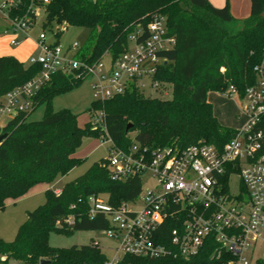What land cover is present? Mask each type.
I'll use <instances>...</instances> for the list:
<instances>
[{
    "label": "trees",
    "instance_id": "1",
    "mask_svg": "<svg viewBox=\"0 0 264 264\" xmlns=\"http://www.w3.org/2000/svg\"><path fill=\"white\" fill-rule=\"evenodd\" d=\"M250 1V16L240 21L242 29L233 33L227 27L235 22L229 3L217 8L209 0H49L44 5V28L66 25L88 30L77 57L89 65L105 55L115 60L128 49L132 35L139 32V40L147 37L154 16L165 17L168 35L176 39V45L161 54L166 62L154 80L159 84L157 90L169 86L172 98L146 97L130 88L105 102H93L90 111L105 114V134L90 121L81 128L78 115L51 107L55 96L79 86L87 77L53 76L34 97L32 111L46 104L43 118L29 121L30 113H21L0 129V136L4 135L0 141V210L8 200L23 197L37 184L53 183L80 165L82 160L75 153L87 137L108 138L123 150L134 144L185 149L203 142L222 149L236 130L222 126L214 117L208 94L224 93L233 86L242 98L255 82L254 68L264 54V0ZM39 72V66L25 65L12 56L0 57V97ZM141 191L140 177L115 181L107 159L94 163L59 194L47 190L45 204L27 213L13 242L0 239V264H39L44 260L48 264H106L108 259L95 242L58 249L50 246L49 236L53 231L102 232L108 229V222L102 215L88 217L89 197L103 196L110 205L118 206L134 201ZM174 227L166 221L161 227L163 238H168ZM216 249L218 244L211 239L196 257L125 255L119 264H225L235 259L226 251L219 258L213 256Z\"/></svg>",
    "mask_w": 264,
    "mask_h": 264
},
{
    "label": "built area",
    "instance_id": "2",
    "mask_svg": "<svg viewBox=\"0 0 264 264\" xmlns=\"http://www.w3.org/2000/svg\"><path fill=\"white\" fill-rule=\"evenodd\" d=\"M48 3L3 0L0 38L7 37L11 47L29 40ZM25 6L26 11L21 12ZM147 33L141 40L139 32L132 35L128 49L115 60L105 55L93 65L78 59L77 43L63 49L56 42L48 44L46 35L40 33L35 42L37 55L28 57V65L39 66L40 72L0 97V117L10 120L31 113L34 97L58 74L75 79L94 76L93 88L100 102L130 88L157 90L154 75L166 62L161 54L172 50L176 39L168 35L167 20L160 15L152 18ZM254 72L255 82L245 89L242 98L233 86L228 88L230 96L244 102V123L222 149L203 142L185 149H151L134 144L123 150L107 138L111 143L107 168L113 180L126 182L140 177L143 185L147 176L155 184L142 198L141 191L134 201L118 206L110 205L103 196L89 197L88 217L106 218L108 229L102 232L122 254L106 264H119L125 255L192 258L211 239L218 244L213 256L219 258L226 251L235 257L225 264H249L253 259L264 262V54ZM90 122L106 134L103 111L92 110ZM233 183L237 185L235 192ZM166 221L175 227L165 239L161 227Z\"/></svg>",
    "mask_w": 264,
    "mask_h": 264
},
{
    "label": "rangeland",
    "instance_id": "3",
    "mask_svg": "<svg viewBox=\"0 0 264 264\" xmlns=\"http://www.w3.org/2000/svg\"><path fill=\"white\" fill-rule=\"evenodd\" d=\"M3 0H0V4ZM45 15L42 10L37 20L36 25L30 31L28 45L25 55L21 59H24L23 63L28 65L29 53L34 50V44L40 33L46 35V42L48 44L58 43V46L67 49L70 45L77 43L81 48L88 37V30L79 27H67L53 25L52 27L44 28ZM229 31L236 33L242 29L241 25L227 26ZM7 37L0 38V53L3 51V45L8 41ZM16 49L17 47H11ZM31 55H37L34 50ZM96 84L94 76L87 77L84 82L79 86L64 91L55 96L51 101V107L55 111L69 110L73 114L78 115L79 127H84L86 123L90 121V109L92 103L97 101L95 94L96 91L93 88ZM229 89L224 93L210 92L208 102L213 107L214 117L218 122L230 129H240L244 123V116L242 112L244 109V102L236 95H229ZM146 97L158 98V99H171L172 89L169 86L166 89L152 90L147 87L144 90ZM46 104H40L29 115V121H40L43 118ZM8 122L7 117H0V129L1 126ZM110 141L105 138L99 137H87L83 140V144L75 153V157L81 159L82 162L77 167L73 168L69 173L64 176H59L53 183H40L34 186L26 195L17 200H8L5 204V208L0 210V239L5 242H13L19 227L26 221L27 213L32 212L38 207L42 206L46 202L45 192L47 190H62L64 186L83 175L94 163L99 162L102 159H107L110 155ZM155 181L150 177H144L142 185L141 198L152 188ZM235 192L237 185L235 183L231 186ZM91 242H98L99 247L105 253L107 259L112 262L115 257H121L122 254L117 253L116 244L108 239L104 232L93 231H75L70 233H60L53 231L49 236V244L53 248L69 249L73 246H84ZM249 258L248 254H245ZM258 257L263 259V255L259 254ZM10 264H18L15 261H10ZM249 264H256V260H250Z\"/></svg>",
    "mask_w": 264,
    "mask_h": 264
},
{
    "label": "crops",
    "instance_id": "4",
    "mask_svg": "<svg viewBox=\"0 0 264 264\" xmlns=\"http://www.w3.org/2000/svg\"><path fill=\"white\" fill-rule=\"evenodd\" d=\"M209 2L217 8H222L224 7L227 3H229L230 6V11L232 16L235 19V22L232 24H229V26L240 25V21H243L247 19L250 16V10H251V1L250 0H209ZM27 45H28V40L24 41L20 46H18L16 49H11L9 47L8 41L3 45V51L0 53V57H5V56H12L15 57L17 60L23 63L24 59H21L20 56H24L25 53L27 52ZM34 50H35V44H34ZM32 50L29 54L31 55ZM29 55V56H30ZM209 97V94H208ZM3 127V126H1ZM56 192H61V190H56Z\"/></svg>",
    "mask_w": 264,
    "mask_h": 264
},
{
    "label": "water",
    "instance_id": "5",
    "mask_svg": "<svg viewBox=\"0 0 264 264\" xmlns=\"http://www.w3.org/2000/svg\"><path fill=\"white\" fill-rule=\"evenodd\" d=\"M261 18L264 19V12L261 14ZM64 28H66V25H64ZM4 138V135L3 136H0V141ZM40 264H48V261H41Z\"/></svg>",
    "mask_w": 264,
    "mask_h": 264
}]
</instances>
